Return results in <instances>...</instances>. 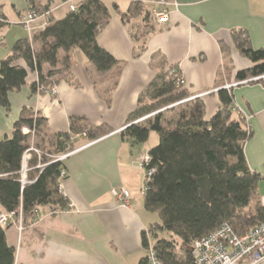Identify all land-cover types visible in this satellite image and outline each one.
I'll use <instances>...</instances> for the list:
<instances>
[{
    "label": "crops",
    "instance_id": "obj_1",
    "mask_svg": "<svg viewBox=\"0 0 264 264\" xmlns=\"http://www.w3.org/2000/svg\"><path fill=\"white\" fill-rule=\"evenodd\" d=\"M72 1L0 0V16L7 23L0 29V64L19 39L28 37L20 22L31 7L51 9L53 18L59 19L70 11ZM104 1L112 18L98 43L120 62V69L101 75L76 49L73 83L60 82L56 94H33L31 84L37 74L31 73L22 91L10 94L11 111L0 106V140L12 134L25 110L44 117L50 133L68 132L72 116L112 129L96 141L89 142L84 135L76 138L77 149L64 161L67 176L62 194L72 205L69 210L52 213L49 207H41L35 223L21 234L16 225L8 229V243L16 249L15 264H140L148 255L143 233L160 221H153L146 210L143 193L142 158L152 147L122 136L141 94L159 69L173 66L192 96L208 94L202 99L209 119L220 108L218 90L238 84L237 73L253 66L233 48L232 32L246 30L252 46L264 48V0H172L166 25H159L153 15L150 21L140 17L124 22L114 9L117 4L126 12L132 1H141L152 10V0ZM221 42L231 48L229 57ZM19 63L25 66L24 61ZM231 89L235 106L253 132L245 156L250 169L263 176L259 185L263 200L264 83H243ZM120 188L132 194L128 208L113 194Z\"/></svg>",
    "mask_w": 264,
    "mask_h": 264
},
{
    "label": "trees",
    "instance_id": "obj_2",
    "mask_svg": "<svg viewBox=\"0 0 264 264\" xmlns=\"http://www.w3.org/2000/svg\"><path fill=\"white\" fill-rule=\"evenodd\" d=\"M114 9L124 22L140 17L144 21L153 19L151 10L141 1H132L126 12L117 4ZM111 18L104 0H81L78 10L52 18L45 30L19 39L0 64V106L7 113L11 111L10 94L22 91L31 73L37 74L31 84L33 94H38L40 87L48 90L62 81L71 83L75 67L72 52L76 49L86 55L101 75L120 69V62L98 43ZM6 25V19L0 16V29ZM232 45L253 64L237 73V82L264 83V48L255 49L246 30L232 32ZM221 49L230 56L229 45L221 42ZM180 78L179 70L173 66L159 69L122 132L133 144L147 142L153 131L159 135L158 145L149 151V163L144 164L146 171H153L144 195L146 210L158 213L160 221L143 233L142 243L147 251L152 247L165 264L186 262L194 241L223 224L242 236L264 223L259 192L263 176L250 169L245 156V146L253 132L234 104L232 89L218 90L220 108L208 119L202 98L181 103L192 95L185 86L178 85ZM112 90L113 87L109 92ZM167 113L176 115L169 119ZM23 127L34 130V145L42 152L40 161L48 163L45 168L36 169L39 158L34 154L25 184L22 159L31 146V135L23 134ZM111 132L105 124L98 126L84 117L72 116L68 132L50 133L44 117L25 110L12 134L0 140V208L5 212L22 208L24 227L35 223V211L41 207H49L54 213L69 210L70 203L59 182L65 165L52 163L51 157L74 152L79 145L77 137L84 135L92 142ZM11 226L0 227V264L16 261V249L7 239ZM162 232L171 238L157 239L151 244L150 238H158ZM140 264H147V257Z\"/></svg>",
    "mask_w": 264,
    "mask_h": 264
},
{
    "label": "built area",
    "instance_id": "obj_3",
    "mask_svg": "<svg viewBox=\"0 0 264 264\" xmlns=\"http://www.w3.org/2000/svg\"><path fill=\"white\" fill-rule=\"evenodd\" d=\"M74 0L70 4V10L76 11L79 9L80 2ZM152 15L159 25H166L169 22V2L166 0H152ZM53 18V10L51 9H38L36 7H31L27 13L22 17L20 25L27 32L28 36L31 37L33 33L37 31H43L49 27L51 20ZM257 78L255 80H259ZM264 79V76L261 77ZM247 83L241 82L235 85L226 86L225 89H230L231 87L237 86L239 84ZM178 85L185 86L186 81L180 78ZM57 86H53L46 90L43 87L39 88V93H57ZM208 94H200L197 96H191L181 103L190 102L196 98H202ZM23 134L31 135V146L25 151L22 159V181L27 183V174L31 170L29 167V162L33 158V155H37L39 162L36 165V169L45 168L48 163L41 162L42 152L37 149L34 145L36 140V135L34 130L28 127L22 128ZM71 154V153H70ZM70 154L52 156L53 162H62L70 156ZM150 161L149 154L142 158V166L148 164ZM145 170V168H144ZM153 174V171L145 170V184L147 179ZM66 170H62L60 175V189L62 192V182L66 178ZM145 185L143 188V193H145ZM113 194L118 202L122 206L128 208L131 206L132 194L129 190L125 188L113 190ZM264 206V199L262 200ZM72 205L69 204V208ZM36 216H39V210L35 211ZM54 213V212H52ZM10 224L16 225L19 233L25 229L23 224V209L20 208L18 212H0V227L6 229ZM264 264V223L255 229L251 230L249 233L239 236L235 231L228 225L223 224L217 228L212 233L204 236L200 239L194 241L189 259L184 263L180 264ZM147 264H165L157 255L156 251L151 247L147 255Z\"/></svg>",
    "mask_w": 264,
    "mask_h": 264
},
{
    "label": "rangeland",
    "instance_id": "obj_4",
    "mask_svg": "<svg viewBox=\"0 0 264 264\" xmlns=\"http://www.w3.org/2000/svg\"><path fill=\"white\" fill-rule=\"evenodd\" d=\"M63 1H61L60 3H62ZM64 3V2H63ZM146 6L148 7V8H150V6L148 5V4H146ZM78 50V49H77ZM175 113H167V118H174L175 117V115H174ZM154 140H158L159 141V135H158V133L157 132H155V131H153L152 133H151V136H150V138H149V140L147 141V142H145L144 144H150L151 145V147L153 148V147H155L156 145H157V143H158V141L156 142V143H154ZM262 204H263V202H262ZM149 214L151 215V217H152V219H153V221H159L160 220V217H159V214L158 213H156V212H149ZM161 238H166V239H170L171 238V235L170 234H168L167 232H162V233H160L159 235H158V238H155V237H151L150 238V243L151 244H153L154 242H156V240L157 239H161ZM145 253H148V251L146 250V252Z\"/></svg>",
    "mask_w": 264,
    "mask_h": 264
}]
</instances>
